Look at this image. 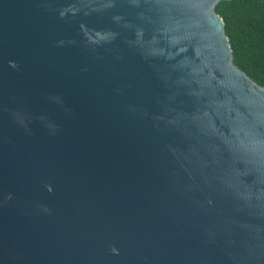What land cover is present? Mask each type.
Returning <instances> with one entry per match:
<instances>
[{
  "label": "water",
  "instance_id": "95a60500",
  "mask_svg": "<svg viewBox=\"0 0 264 264\" xmlns=\"http://www.w3.org/2000/svg\"><path fill=\"white\" fill-rule=\"evenodd\" d=\"M221 1L0 0V264H264Z\"/></svg>",
  "mask_w": 264,
  "mask_h": 264
},
{
  "label": "trees",
  "instance_id": "16d2710c",
  "mask_svg": "<svg viewBox=\"0 0 264 264\" xmlns=\"http://www.w3.org/2000/svg\"><path fill=\"white\" fill-rule=\"evenodd\" d=\"M216 10L225 21L235 64L264 86V0H223Z\"/></svg>",
  "mask_w": 264,
  "mask_h": 264
},
{
  "label": "clouds",
  "instance_id": "9594fccd",
  "mask_svg": "<svg viewBox=\"0 0 264 264\" xmlns=\"http://www.w3.org/2000/svg\"><path fill=\"white\" fill-rule=\"evenodd\" d=\"M49 191H51V188H49ZM116 251V249H113V252H115Z\"/></svg>",
  "mask_w": 264,
  "mask_h": 264
}]
</instances>
